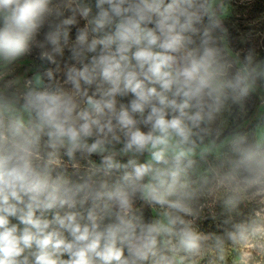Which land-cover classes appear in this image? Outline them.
I'll return each instance as SVG.
<instances>
[{"label":"clouds","instance_id":"9594fccd","mask_svg":"<svg viewBox=\"0 0 264 264\" xmlns=\"http://www.w3.org/2000/svg\"><path fill=\"white\" fill-rule=\"evenodd\" d=\"M213 4L0 0V58L11 64L35 47L55 65L25 82L19 109L0 96V264H172L165 238L200 251L204 237L186 219L196 157L210 151L204 140L230 103L264 80L251 54L238 67L226 59ZM78 17L86 24L71 42ZM65 49L74 63L61 69ZM61 150L77 171V153L89 161L79 180L63 170ZM231 152L219 185L264 195V141L238 135ZM137 200L163 209L161 218L145 221ZM254 231L249 220L228 235Z\"/></svg>","mask_w":264,"mask_h":264},{"label":"rangeland","instance_id":"374dc122","mask_svg":"<svg viewBox=\"0 0 264 264\" xmlns=\"http://www.w3.org/2000/svg\"><path fill=\"white\" fill-rule=\"evenodd\" d=\"M53 2L55 3L56 0ZM86 2L95 4V0H86ZM213 10L219 22V28L214 35L226 59L235 67L244 63L249 54L252 56L253 65L264 62V0H214ZM78 21V24L70 30L69 39L71 42L75 41L77 28H82L86 24V21L80 17H78ZM45 31L46 29L41 30L37 36L38 40H43ZM40 51L33 47L30 54L18 58L11 64L0 58V96L10 101L19 102L20 95L25 90V82L29 78L39 71H44L47 67H55V65L45 63L39 58ZM70 56L71 53L65 49L63 58H58L61 69H64L66 63H74L70 60ZM56 79L63 82V74H57ZM127 99L123 98L122 102L126 103ZM254 101H261L259 114L253 127L255 143L264 141V80L257 81L254 90L242 103H230L228 109L211 125V133L204 140V144L209 146L210 151L203 158L199 155L196 157L197 168L191 175L192 189L197 191L198 196L203 197L204 200L211 199L215 202L224 198L229 190L234 191L235 186L219 185L220 175L216 170L217 163L222 161L226 149L231 148V141L234 138H226L218 145L215 140L227 129L237 130L242 127L246 123V116ZM16 103L14 104L19 109L20 106ZM22 114L27 119V113ZM116 158L121 162H126L129 157L117 156ZM61 159L65 166L63 170L73 180H79L91 167L89 161L82 158L79 153L75 157V162L79 164L78 171L72 167V162L64 155L63 150H61ZM139 159L141 162L146 160L147 153L140 156ZM90 160L99 164L101 157L93 154ZM238 193L250 202H264V195L257 194L254 189H244L241 186ZM88 206L85 205L80 211H85ZM151 209L153 219L161 218L163 209L159 207H151ZM46 215L50 219L52 213ZM257 215L262 222L256 231L250 232L244 239L232 241L222 248H213L208 238L197 226L194 216L186 217V219L191 220L193 226L204 237L198 253L190 254L178 250L174 238H165L163 243L177 264H264V210Z\"/></svg>","mask_w":264,"mask_h":264},{"label":"trees","instance_id":"16d2710c","mask_svg":"<svg viewBox=\"0 0 264 264\" xmlns=\"http://www.w3.org/2000/svg\"><path fill=\"white\" fill-rule=\"evenodd\" d=\"M41 67H43L42 64ZM12 102L16 103L17 101ZM22 103L23 101L20 99L16 104L20 106ZM260 106L261 101H254L246 116V123L237 130L231 128L223 131L216 138V144H220L226 138H235L238 135L246 136L250 144L255 143L253 127L259 114ZM122 146V144H116L115 150L119 151ZM231 155V148L226 149L222 161L217 163L216 170L220 176L227 171L229 167L228 161ZM193 191V207L195 210V215L193 216L195 217L197 226L208 238L213 248H222L232 242L228 233L232 230L234 224L254 220L255 228H257L262 222L261 218L257 215L264 210V202L262 201L250 202L240 193L229 190L224 198L213 202L211 199L204 200L203 197L198 196L197 191L194 189ZM229 201H231V203H229ZM135 207L138 209L137 214H142L145 221L153 219L151 207L139 200H137ZM161 251L170 258L172 264H177L176 261L172 259L164 243L161 245ZM147 264H151V262L149 261Z\"/></svg>","mask_w":264,"mask_h":264},{"label":"water","instance_id":"95a60500","mask_svg":"<svg viewBox=\"0 0 264 264\" xmlns=\"http://www.w3.org/2000/svg\"><path fill=\"white\" fill-rule=\"evenodd\" d=\"M43 62L48 63L47 61H43ZM39 73H40V71L37 72V73H35L34 75L39 74ZM34 75H33V76H34ZM33 76H32V77H33Z\"/></svg>","mask_w":264,"mask_h":264}]
</instances>
